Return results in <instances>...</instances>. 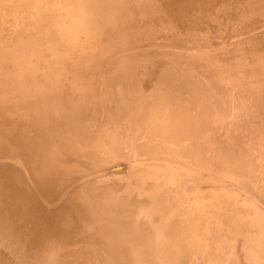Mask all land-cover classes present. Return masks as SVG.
Segmentation results:
<instances>
[{
    "label": "bare ground",
    "instance_id": "bare-ground-1",
    "mask_svg": "<svg viewBox=\"0 0 264 264\" xmlns=\"http://www.w3.org/2000/svg\"><path fill=\"white\" fill-rule=\"evenodd\" d=\"M0 264H264V0H0Z\"/></svg>",
    "mask_w": 264,
    "mask_h": 264
}]
</instances>
